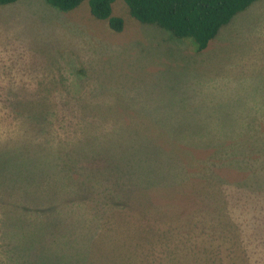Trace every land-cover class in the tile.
<instances>
[{
    "label": "rangeland",
    "instance_id": "374dc122",
    "mask_svg": "<svg viewBox=\"0 0 264 264\" xmlns=\"http://www.w3.org/2000/svg\"><path fill=\"white\" fill-rule=\"evenodd\" d=\"M113 14L0 6V264H264V0L201 52Z\"/></svg>",
    "mask_w": 264,
    "mask_h": 264
},
{
    "label": "trees",
    "instance_id": "16d2710c",
    "mask_svg": "<svg viewBox=\"0 0 264 264\" xmlns=\"http://www.w3.org/2000/svg\"><path fill=\"white\" fill-rule=\"evenodd\" d=\"M18 1L19 0H0V6L12 5ZM86 1L89 2L91 13L96 19L107 21L110 29L116 33H120L124 30V20L113 14V6L117 0H46L49 5L64 12L73 11ZM257 1L258 0H124L131 15L135 19L142 23L157 25L171 33L176 39L192 40L199 52L206 50L221 29L227 26L235 16L246 11ZM158 160H155V162L159 163ZM144 161L152 162V160L146 159H144ZM190 187L195 188V185H190ZM189 188L184 190L186 196L189 195ZM201 188L205 189L204 191L208 188L211 192H215V190H221L223 184H211L207 187L204 182H202ZM217 203L220 204V206L224 205L221 200ZM201 205H204L203 200L201 201ZM230 221L231 226L234 227L238 226L240 223L238 218L236 220L230 219ZM235 221H237V223H235ZM171 257L172 262L178 261V258L174 260L175 256L171 255Z\"/></svg>",
    "mask_w": 264,
    "mask_h": 264
}]
</instances>
